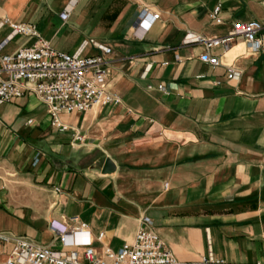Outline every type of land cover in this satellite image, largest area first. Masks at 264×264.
Listing matches in <instances>:
<instances>
[{
	"label": "crops",
	"instance_id": "obj_1",
	"mask_svg": "<svg viewBox=\"0 0 264 264\" xmlns=\"http://www.w3.org/2000/svg\"><path fill=\"white\" fill-rule=\"evenodd\" d=\"M144 7L160 16L138 29ZM7 20L70 54L89 39L110 47L108 87L120 101L61 114L80 142L51 126L33 93L0 105V232L61 248L50 224L73 228L75 216L98 251L118 250L148 216L182 264L264 263V47L216 48L214 67L200 59L204 46L184 43L236 21L258 20L264 36V0H0L1 53L34 41L10 36ZM96 52L89 44L83 54ZM226 65L241 78L229 80ZM12 246L0 239V264Z\"/></svg>",
	"mask_w": 264,
	"mask_h": 264
},
{
	"label": "built area",
	"instance_id": "obj_2",
	"mask_svg": "<svg viewBox=\"0 0 264 264\" xmlns=\"http://www.w3.org/2000/svg\"><path fill=\"white\" fill-rule=\"evenodd\" d=\"M220 6L216 7L213 19L220 23ZM71 12L64 7L60 17L66 20ZM159 13L144 7L138 17L137 28L149 19L159 18ZM10 36L33 37L29 45L19 47L13 53H1L0 44V105L21 98L25 93H33L42 102L50 115L51 126L59 131H73L72 141H82V135L74 127L61 119L62 113L85 111L95 103L115 104L120 97L108 87L109 58L111 48L93 39L85 41L74 53L55 49L49 40L42 38L36 26L28 23H11ZM263 25L258 20L236 21L231 30L220 36L188 34L184 43L201 44L205 51L200 59L214 67L223 65L221 57L214 54L216 48L228 50L235 42L243 39L253 53L264 47ZM97 49L92 55H84L86 45ZM228 67V79L239 80L242 71L234 65ZM163 89V85H159ZM30 122V120L28 121ZM35 163L38 161L36 155ZM168 183L165 184L167 188ZM70 221L76 225L68 228L65 224L53 221L51 230L57 235L61 248L36 243L25 235L0 232V239H11L12 249L6 264H182L166 246L164 240L148 216L141 218L134 240L124 243L118 250L109 247L98 251L91 245L89 230L77 217ZM83 236L82 240L76 238ZM102 233L98 235L101 237ZM78 247H83L80 255ZM192 264H244L233 263L225 258L204 256ZM253 264H264L257 262Z\"/></svg>",
	"mask_w": 264,
	"mask_h": 264
},
{
	"label": "water",
	"instance_id": "obj_3",
	"mask_svg": "<svg viewBox=\"0 0 264 264\" xmlns=\"http://www.w3.org/2000/svg\"><path fill=\"white\" fill-rule=\"evenodd\" d=\"M114 170H115V164L113 163V161L109 157H106L104 160V163L102 165V168H101V173L110 174Z\"/></svg>",
	"mask_w": 264,
	"mask_h": 264
}]
</instances>
